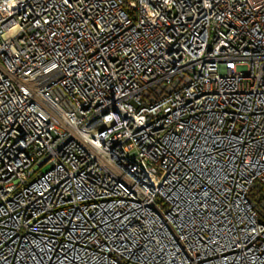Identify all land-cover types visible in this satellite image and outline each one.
Returning a JSON list of instances; mask_svg holds the SVG:
<instances>
[{"label": "built area", "instance_id": "built-area-1", "mask_svg": "<svg viewBox=\"0 0 264 264\" xmlns=\"http://www.w3.org/2000/svg\"><path fill=\"white\" fill-rule=\"evenodd\" d=\"M0 264H264V0H0Z\"/></svg>", "mask_w": 264, "mask_h": 264}]
</instances>
